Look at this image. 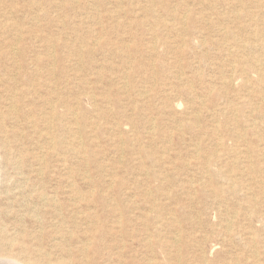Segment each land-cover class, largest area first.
Returning <instances> with one entry per match:
<instances>
[{
    "label": "rangeland",
    "instance_id": "1",
    "mask_svg": "<svg viewBox=\"0 0 264 264\" xmlns=\"http://www.w3.org/2000/svg\"><path fill=\"white\" fill-rule=\"evenodd\" d=\"M0 23V264H264V84L234 71L264 68V0H0ZM58 123L84 155L50 154Z\"/></svg>",
    "mask_w": 264,
    "mask_h": 264
},
{
    "label": "bare ground",
    "instance_id": "2",
    "mask_svg": "<svg viewBox=\"0 0 264 264\" xmlns=\"http://www.w3.org/2000/svg\"><path fill=\"white\" fill-rule=\"evenodd\" d=\"M243 3V2H242ZM149 7V6H148ZM242 10V9H241ZM148 13V12H147ZM184 19V18H183ZM185 20V19H184ZM257 23V22H256ZM0 27H3L4 28V23H0ZM165 25H167V24H165ZM7 26V25H6ZM7 28V27H6ZM257 28V27H256ZM225 35L226 36H230V37H232L233 35H232V33H229V32H225ZM243 36V35H242ZM248 36V35H247ZM18 38V37H17ZM257 42V43H256ZM255 43H256V45H255ZM235 45V44H234ZM239 49H242L240 46L238 47ZM243 48H245V49H243V50H246V51H248V50H251V49H256V48H258V49H264V32L263 31H260V30H255L254 32H252V33H250L249 34V37L247 38V43L245 44V46L243 47ZM251 48V49H250ZM2 52V51H1ZM80 52H81V54L83 53V51H80L79 50V54H80ZM87 52V51H86ZM1 55H2V53H1ZM52 61H54V60H52ZM235 70L234 71H239L240 72V74H242V75H244L245 73H247V71L248 70H246L247 68H249L251 71H253V72H255L256 74H257V78H256V81L254 82L255 84H264V68H262V67H260V68H258V67H256V64H251V63H249V60H247L246 58H244V57H241V58H239L237 61H235ZM257 65H260V66H263L264 67V59L263 60H260V62H258V64ZM237 71H236V73H237ZM181 75V74H180ZM231 80V79H230ZM232 82H230V81H228V80H226V84L228 85V84H231ZM127 86V85H126ZM25 90V89H24ZM22 91V90H21ZM27 91V90H26ZM26 93V92H25ZM213 94H214V91L212 90V89H209L208 90V93H207V96L208 97H211V96H213ZM8 105V104H7ZM252 112V111H251ZM71 115H72V113H70ZM54 115V114H53ZM258 115H260V114H258ZM26 117V116H25ZM3 118V117H2ZM192 120H197L196 119V117H194ZM193 122H195V121H193ZM183 124V123H182ZM188 124H189V126H188V130H190L191 129V127H192V123L191 122H188ZM59 127H60V125H59V123L57 124V125H55V126H50V127H47L48 128V136H49V144H50V149H51V151H50V154H56V152L58 153H65L66 151H73V152H76L75 150H74V148H79L82 152H79V155H80V153L81 154H85L86 153V150H85V145L82 143V142H78V141H76V139L74 140H70L69 141V144L68 143H64V142H61L60 141V138L59 137H57V134H56V129L58 130L59 129ZM62 128V127H61ZM180 129V131H178V136L180 137L181 136V134L183 133L182 131H183V127H179ZM218 128V127H217ZM219 130V129H218ZM58 132V131H57ZM171 133V132H170ZM209 133H211V131L209 132ZM208 133V134H209ZM223 134V133H222ZM162 136H164V137H166L167 139H169V138H171V134L169 135V133H163V134H161ZM183 135V134H182ZM121 141V140H120ZM259 141V140H258ZM66 142H68V141H66ZM240 142V141H239ZM219 143V142H218ZM223 144V143H222ZM225 149V148H224ZM49 150V149H48ZM79 150V151H80ZM214 150V149H213ZM230 151V150H229ZM47 152V151H46ZM77 153V152H76ZM215 152H213L211 155H212V160H214L213 158H216V159H218V157H221L219 154H221V153H219L218 155H216V154H214ZM240 153V151L239 150H237L236 152H234V157H235V155L237 154H239ZM241 154H243V153H241ZM241 154H239V155H241ZM49 155V154H48ZM194 155L195 156H197V155H199V146H198V144H196L195 145V148H194ZM244 155V154H243ZM236 158V157H235ZM238 158V157H237ZM149 159V158H148ZM240 159H241V157H240ZM240 159H236L235 161H234V166H237V167H239V169L236 171V172H231V173H233V174H231V175H229L228 176V180L229 181H231L232 179H234V178H236V177H238V178H240V177H243L245 174V169H244V167H242L241 168V166H239V163L241 164L242 162H240L241 160ZM244 159H245V157H244ZM247 159V158H246ZM219 160H221V159H219ZM238 160H240V161H238ZM243 160V159H242ZM216 161V160H215ZM218 161V160H217ZM227 163V162H226ZM250 168H249V172H247V176H248V174L249 173H254L255 175H256V177L258 176L259 177V180H260V183H259V186L261 187V191H262V194L264 195V170H261V168L259 167V166H256L257 164H256V162H253V161H250ZM176 164H178V163H176ZM189 165V163L187 164V163H184V164H181L180 165V167H182V168H185V167H189L188 166ZM193 165H197V164H193ZM200 165L202 166V168H204L205 169V173L204 174H206V177L208 178V181L207 182H211V181H214V180H212V175H211V173H208V166H209V160L208 161H205V162H203L202 164L200 163ZM228 165V164H227ZM143 167V166H142ZM235 168V167H234ZM212 169V168H211ZM227 171V170H226ZM215 172V171H214ZM216 173V172H215ZM219 173V172H218ZM155 174V173H154ZM215 176V175H214ZM217 176V175H216ZM249 176H250V174H249ZM206 177H205V179H206ZM255 180V179H254ZM212 184H210V186H211ZM251 185V184H250ZM221 186V185H220ZM187 188V191L189 192V187L187 186L186 187ZM196 189V188H195ZM199 189V188H198ZM197 189V190H198ZM203 191H205V188L203 187ZM159 190V189H158ZM162 190V189H161ZM235 184L234 183H230V187H225L224 186V188H223V186H222V189L221 190H218V191H215L213 188H211V190L209 189V190H206V191H208V193H210V195H213V198H215L216 200H218V197H219V195L220 194H222V193H235ZM156 192H158V191H156ZM200 192H201V190H200ZM246 192V191H245ZM201 193H203V192H201ZM223 196V195H222ZM263 200V199H262ZM249 203V208H252V209H254V207H255V202L253 201H249L248 202ZM256 203H257V201H256ZM260 205H263V204H260ZM257 207H258V203H257ZM256 208V207H255ZM152 209L153 210H155L156 209V206L155 207H152ZM253 211V210H252ZM252 211H251V213H252ZM255 215V214H254ZM229 229V227L227 228V230ZM233 229V228H232ZM175 239V238H174ZM257 256V255H256ZM252 261H253V259H252ZM17 264V263H16Z\"/></svg>",
    "mask_w": 264,
    "mask_h": 264
}]
</instances>
